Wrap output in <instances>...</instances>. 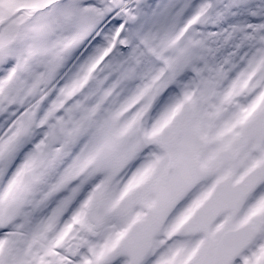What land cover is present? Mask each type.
<instances>
[{
    "label": "snow or ice",
    "instance_id": "6c2138e0",
    "mask_svg": "<svg viewBox=\"0 0 264 264\" xmlns=\"http://www.w3.org/2000/svg\"><path fill=\"white\" fill-rule=\"evenodd\" d=\"M0 264H264V0H0Z\"/></svg>",
    "mask_w": 264,
    "mask_h": 264
}]
</instances>
